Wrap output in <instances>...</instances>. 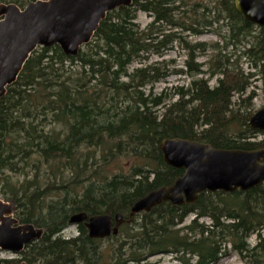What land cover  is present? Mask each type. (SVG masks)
<instances>
[{"label":"trees","instance_id":"16d2710c","mask_svg":"<svg viewBox=\"0 0 264 264\" xmlns=\"http://www.w3.org/2000/svg\"><path fill=\"white\" fill-rule=\"evenodd\" d=\"M35 1L0 4L24 9ZM141 12L151 19L144 30L136 23ZM207 31L219 40L191 44L184 37ZM177 43L187 53L185 70L169 72L173 62L148 64ZM229 46L244 49L248 75L230 64ZM207 52L208 61L198 63ZM135 63L141 67L131 70ZM170 75L186 76L188 85L155 94V85ZM251 80L264 86V27L246 22L234 0H135L110 12L77 57L59 46L38 48L0 100V198L12 204L21 224L45 234L0 264H149L157 256L219 264L231 253L243 264H264V184L203 193L194 205L164 203L137 215L107 239L116 242L108 255L84 225L76 226L77 237L63 236L75 214L128 219L138 200L180 179L184 171L163 160L166 139L227 151L264 149V134L248 128L252 113L242 109L255 95L243 98Z\"/></svg>","mask_w":264,"mask_h":264},{"label":"water","instance_id":"95a60500","mask_svg":"<svg viewBox=\"0 0 264 264\" xmlns=\"http://www.w3.org/2000/svg\"><path fill=\"white\" fill-rule=\"evenodd\" d=\"M135 0H37L20 9L0 4V100L13 86L31 55L38 48L59 46L67 57H77L94 38L107 15ZM237 13L256 26L264 27V0H234ZM252 131L264 134V107L248 123ZM168 167L183 170L172 186L162 187L138 200L128 219L122 214L89 217L78 213L69 225H84L91 240L119 236L124 225L150 213L164 203L194 205L203 193L247 192L264 184V149L257 151L218 150L208 144L183 139H166L160 145ZM45 230L21 224L12 204L0 198V251L19 256L40 241Z\"/></svg>","mask_w":264,"mask_h":264},{"label":"rangeland","instance_id":"374dc122","mask_svg":"<svg viewBox=\"0 0 264 264\" xmlns=\"http://www.w3.org/2000/svg\"><path fill=\"white\" fill-rule=\"evenodd\" d=\"M194 1H206L207 3L208 0H194ZM24 8H26V6ZM150 22H151V19L147 14L142 13V12L138 14L136 23L141 27V29L143 30L146 29V27L150 24ZM220 27H222L221 32L225 34L227 32V28L225 27V25H220ZM214 29L216 30L218 29V27L215 26ZM184 37H186V40L190 42L191 44H195L197 42L212 43V42H217L219 40L213 31H210V32L207 31L202 36H199V37H190V36H184ZM243 51H244L243 48H240L237 50L229 46L226 50H224V54L228 57L231 65H233L234 67H238L240 70L244 72L245 75H248L252 71V69H251L250 63L243 56ZM209 57H210V52H207L203 55H200L197 61L200 64H204L208 61ZM149 58L150 59H149L148 64L155 63V62H173L174 64H170L167 68V70L171 72L174 69L185 70L184 63L187 59V53L177 43V44H174L173 49L167 52L164 55V57L161 58L158 56H151ZM137 67H141V65H139V63H135L131 67V70ZM204 70H207V68L205 67ZM250 82L252 86L249 88L247 95L244 96L243 98L244 99L247 98V96H249L251 93H254L255 95H254L252 102L250 104H245V106L242 109L243 111H246L248 113L251 112L253 116L254 114L259 112L264 107V86L262 82L252 83L253 80H251ZM187 85H188V79L186 78V76L170 75L165 81H162L161 83L155 85L154 93L159 94L164 90H171L173 88L183 87V86L186 87ZM210 85L212 87H215L217 85V80L216 79L212 80L210 82ZM170 94H172L171 91L168 92V95ZM232 103H233L232 110L237 111L240 108V104H239V100L237 96L234 97ZM124 166H127V168H129L128 163L124 164ZM12 179L14 181L22 180L15 176H12ZM1 199H3V196L1 197ZM192 220H193V217H189L185 221L184 225H189V223ZM202 221L205 223H209V220H202ZM77 235H78V232H77L76 226H70L63 232V236L65 238L77 237ZM248 243L251 246H254L256 243V238L252 237L251 239H249ZM114 245H116V242L114 240L106 239V240H103L99 246L103 250V253L105 255H108L110 253L111 247ZM17 257L18 256L0 252V259L10 260V259H14ZM149 264H174V262L169 256H157V257L151 258L149 260ZM219 264H243V262L240 261L236 255L231 253L227 258L222 259V261Z\"/></svg>","mask_w":264,"mask_h":264},{"label":"bare ground","instance_id":"6f19581e","mask_svg":"<svg viewBox=\"0 0 264 264\" xmlns=\"http://www.w3.org/2000/svg\"><path fill=\"white\" fill-rule=\"evenodd\" d=\"M174 262V261H173Z\"/></svg>","mask_w":264,"mask_h":264}]
</instances>
